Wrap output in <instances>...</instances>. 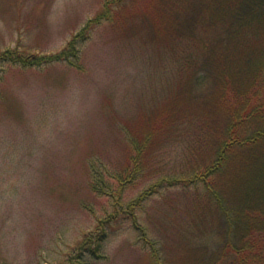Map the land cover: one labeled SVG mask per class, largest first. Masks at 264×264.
Instances as JSON below:
<instances>
[{
    "label": "rangeland",
    "instance_id": "rangeland-1",
    "mask_svg": "<svg viewBox=\"0 0 264 264\" xmlns=\"http://www.w3.org/2000/svg\"><path fill=\"white\" fill-rule=\"evenodd\" d=\"M106 1L0 0V57L60 53ZM118 3L74 61L0 60V264H196L216 249L204 190L184 181L214 138L197 114L157 118L174 93L149 22Z\"/></svg>",
    "mask_w": 264,
    "mask_h": 264
},
{
    "label": "trees",
    "instance_id": "trees-1",
    "mask_svg": "<svg viewBox=\"0 0 264 264\" xmlns=\"http://www.w3.org/2000/svg\"><path fill=\"white\" fill-rule=\"evenodd\" d=\"M122 1H106L58 54L20 57L5 51L0 60L25 67L76 60L77 41ZM129 1L150 24V60L164 64L166 90L174 93L157 118L197 114L205 135L214 138L207 147L214 145V158L184 180L203 188L219 225L216 249L203 245L196 264H264V0ZM127 14L118 15L124 24Z\"/></svg>",
    "mask_w": 264,
    "mask_h": 264
}]
</instances>
